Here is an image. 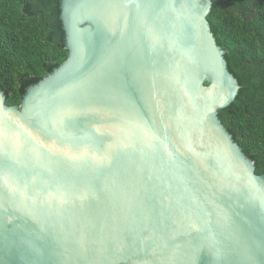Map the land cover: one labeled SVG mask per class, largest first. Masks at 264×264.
<instances>
[{"label":"water","instance_id":"obj_1","mask_svg":"<svg viewBox=\"0 0 264 264\" xmlns=\"http://www.w3.org/2000/svg\"><path fill=\"white\" fill-rule=\"evenodd\" d=\"M211 7L60 0L66 60L19 106L0 89V264H264Z\"/></svg>","mask_w":264,"mask_h":264},{"label":"trees","instance_id":"obj_2","mask_svg":"<svg viewBox=\"0 0 264 264\" xmlns=\"http://www.w3.org/2000/svg\"><path fill=\"white\" fill-rule=\"evenodd\" d=\"M207 17L240 90L218 118L264 176V0H211ZM60 0H0V89L19 106L26 89L67 58Z\"/></svg>","mask_w":264,"mask_h":264}]
</instances>
